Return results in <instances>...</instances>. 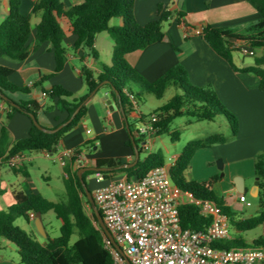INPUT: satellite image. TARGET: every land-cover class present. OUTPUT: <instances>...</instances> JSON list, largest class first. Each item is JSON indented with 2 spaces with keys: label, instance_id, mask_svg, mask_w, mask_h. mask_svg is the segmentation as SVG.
I'll list each match as a JSON object with an SVG mask.
<instances>
[{
  "label": "trees",
  "instance_id": "trees-1",
  "mask_svg": "<svg viewBox=\"0 0 264 264\" xmlns=\"http://www.w3.org/2000/svg\"><path fill=\"white\" fill-rule=\"evenodd\" d=\"M250 3L260 16L258 22L251 24L246 29H215L205 28L202 37L212 49L230 65L237 73H251L259 78L260 90L264 93V57L256 58L255 64L249 67H238L233 60V52L239 49L233 40L243 42L244 47L250 49L264 48V0H241ZM137 0H82V2L69 10H65L60 0H38L33 8L32 15L40 16L41 21L37 26V32L33 49L50 45V51L54 53L56 61L55 73L61 72L71 52L64 45L68 33L75 35L77 41L74 51L85 48L90 50L94 58H98L95 48L97 35L107 32L115 42L113 61L111 66L102 65V72L97 75L91 68L84 65L81 74L88 88V94L80 98L74 97L69 91L61 86L50 89L44 88L55 74L44 75L32 87H20L12 82L14 70L0 64V97L6 100L10 112L7 120L14 113L28 116L33 115L39 122L42 107L35 100L15 101L11 95L15 93L30 94L33 89L41 88L42 95L51 100H57L58 109L67 114L66 119L52 128L70 120L61 130L56 133H48L39 129L32 121L29 136L25 139L11 142L9 131L3 126L0 131V166L6 164L10 157L27 152H42L55 154L63 137L75 129L88 115L87 100L97 91L101 85L111 90L112 101L117 103L125 116L126 123L131 113H134V97L138 105L141 95L134 91V86H139L147 93L158 99L163 98L170 86L175 87L177 94L162 108L153 111L149 115H157L159 123L156 136L169 133L170 124L184 115H192L199 120L214 121L224 115L227 119L233 117L235 125L236 117L225 111L217 95L208 87H198L191 83L188 71L178 65L170 69L159 80L149 82L145 80L127 61L126 56L136 51L144 50L149 46L162 42L165 38L163 26L172 15L166 11L163 5L158 6L157 18L140 24L136 17ZM21 0H9V14L0 24V60L7 59L15 63H22L28 59L31 53L30 37L32 33L31 15H23L20 10ZM120 19L122 25H111L112 20ZM69 24V31L62 26L61 22ZM131 108L130 113L125 111V105ZM54 106L46 108L44 113L52 112ZM147 115V116H149ZM146 116V115H145ZM230 120V119H229ZM40 123V122H39ZM41 124V123H40ZM129 126V125H128ZM233 134H237V128L232 126ZM127 146L131 148L135 157L133 141L136 143L140 156L144 152L143 136H137L131 131ZM155 136V137H156ZM175 141L180 137L179 132L171 134ZM227 138L221 134L211 135L204 140L191 141L178 156L175 165L171 168L173 183L184 193H188L196 201L208 200L215 203L230 218L232 226L239 233L246 232L264 224V152L255 162V177L259 179L258 201L260 213L256 217L243 221H235L232 210L223 197L215 194V186L221 176L216 175L209 181L199 183L189 181L186 178L191 162L196 153L202 149L211 148L220 143H226ZM81 154V150H77ZM77 158L72 160L76 162ZM166 159L161 152L148 154L143 160L131 168H119L124 165L118 159L97 160L95 167L107 168L105 172L86 171L82 173V179L86 184V178L92 174L101 173L106 177L115 174H126L129 178L144 179L152 170L164 166ZM24 163L19 168H12L15 174L22 173ZM78 167L73 170L71 165L65 167L67 173L66 191L67 199L61 202H52L42 194L16 195V202L6 211H0V239L13 244L21 258V264H114L110 252L103 242L101 226L99 225L93 208L87 199ZM91 193V192H90ZM85 203L91 206L92 215L85 210ZM41 213L44 218L50 212H54L60 221V236L51 238L47 233V242L42 244L30 233L17 226L15 222L23 218L30 220V213ZM181 224L183 228L200 231L206 229L211 217L201 214V209L196 202L185 203L179 207ZM76 241L72 243L74 237ZM222 248H250L264 247V237L255 239L252 244H247L242 239L232 238L229 241L217 243Z\"/></svg>",
  "mask_w": 264,
  "mask_h": 264
},
{
  "label": "crops",
  "instance_id": "crops-1",
  "mask_svg": "<svg viewBox=\"0 0 264 264\" xmlns=\"http://www.w3.org/2000/svg\"><path fill=\"white\" fill-rule=\"evenodd\" d=\"M37 1L38 0H21L20 7L21 13L23 15H31L32 17L30 56L22 63H15L7 59L0 60V64L14 70L15 73L12 77V82L20 87H32L41 79L42 76L45 75L43 74L44 71L51 72L54 70L55 56L54 53L50 51L51 46L46 45L38 48L37 50L33 49L37 26L41 21L40 16L32 15L33 8ZM60 2L67 11L80 4L82 0H60ZM160 4L164 6L166 11L172 13L169 21L163 26V31L165 34L164 40L162 42L153 44L144 50L128 54L126 56L128 63L145 80L149 82H155L159 80L170 69L181 65L186 68L190 81L195 86H211L214 88L216 93H221L225 96H233V94L237 93V91L242 92V87H244L243 83L237 82L239 81L237 79H239V74L241 73L234 72L226 60L220 57L212 49V47L205 41L202 35H196L194 30L201 27L215 29H246L251 24L258 22L260 19V16L254 7L250 3L241 0H137L136 17L138 22L140 24H146L156 19L158 6ZM8 14L9 0H0V24L6 19ZM62 23H65L66 28L63 25L62 26L66 29V31H69V24L65 21H62L61 24ZM118 25H122L121 20H118L115 23V26ZM76 41L77 37L71 33H68L66 39L64 40L65 47L71 52L68 54V60L63 70H68L69 68L73 70V72H70V78L77 79L76 77H82L81 68L84 65L91 68L97 75L102 72V65H112L115 42L107 32L100 33L96 37L95 48L98 52L97 59L92 56L90 50L88 49L81 48L74 51L73 48ZM233 42L235 43L236 47L239 48L236 51H240L244 55H250L244 53V48L249 47H244L242 41L239 42L238 40H233ZM260 50L262 52L260 55H258V49H253L256 58L264 57V48H260ZM233 60L235 63L234 57ZM249 66L238 67L243 68ZM73 73L76 76H74ZM45 84L44 88H52L49 85L46 86ZM258 85L260 87L259 78ZM85 88V85L81 83V85L74 90V96L86 95ZM173 88L175 89V87ZM175 91L176 92L174 95L177 94L176 89ZM11 97L17 102L29 100H35L39 102L42 107V112L39 115V122L47 129L56 127L67 117L66 113H63L58 109L57 100L53 101L48 97L43 96L40 87L33 89L30 94L15 93L11 95ZM49 100H51L50 103H48ZM109 101L111 102L110 104H108ZM109 101L103 106V109L107 112V117L105 120L108 124L115 125L118 129V132L121 133V131H125L126 127L128 128L124 113L122 108L117 103L111 100ZM112 104L116 105V111ZM51 106H54L53 111L47 114L44 113V110ZM162 107L163 106L159 107L158 109ZM9 112L10 109L8 107L7 101L2 100L0 97V131L3 126H6L8 128L12 143L27 138L32 127L31 119L24 114L14 113L11 119L7 120V115ZM95 114L96 117L99 116L97 110ZM129 117H131V115ZM97 120L99 119L97 118ZM89 121H92V118L88 114L80 124L86 125L89 123ZM76 133L77 132H74L73 129L65 135L66 139L64 138L65 136L63 137L58 152L66 149L78 150L80 149V147H76L78 144H85L86 142L92 141V138L90 139L87 137L88 134H91L90 130H87V133L84 132L81 135ZM129 135L130 133L128 134L127 142L129 140ZM251 135L254 136V138L262 137L260 140H264V132L259 133V131H255ZM127 142H125L127 149H124V152L122 155H119V157H87L81 151L83 160L81 166H78L76 162L72 163V161H68L67 165H71L72 169L76 170L78 167H95L97 160L118 159L122 162L123 158L125 159L124 164H132L134 162V155L131 148L127 146ZM255 145L256 144L254 143V146ZM254 148H256L255 154L257 152L264 151V142L261 143L260 146L256 145ZM58 152L55 154L58 155ZM36 153L39 152L25 153L27 160L24 163L23 171H25L27 175L22 173L15 174L8 165L3 164L0 166V211H6L8 208L14 205L16 202V195L19 193L25 195H35L39 193L33 182L31 174V168L33 167V164L37 158V156L33 155ZM43 154L46 156L45 153ZM226 160L229 164V159ZM226 160L225 163L227 162ZM6 167H8V169L12 172L14 179L10 178L8 172H4V168ZM229 167H231V165H229ZM124 176L126 175H123V177ZM244 188L246 189V181H244ZM229 191L232 193L228 195L227 200L225 197H223L227 203V206H229L233 212H237L239 210L242 211L244 206L239 203V199L243 193L238 192L235 183L232 189H228V192ZM252 195L256 197L253 190ZM36 220L37 214L35 219L30 218L29 221L25 220L28 226L31 227L32 231L36 230ZM42 224L44 227L45 221L43 217ZM32 231L31 233H33ZM4 241L5 240L0 239V250H3L7 244V247H15L13 244Z\"/></svg>",
  "mask_w": 264,
  "mask_h": 264
},
{
  "label": "rangeland",
  "instance_id": "rangeland-1",
  "mask_svg": "<svg viewBox=\"0 0 264 264\" xmlns=\"http://www.w3.org/2000/svg\"><path fill=\"white\" fill-rule=\"evenodd\" d=\"M118 20L120 19H114L111 25L115 26ZM62 25L65 27V23H62ZM250 50L253 51V49ZM261 52L262 51L258 49V55H260ZM233 57L238 66H253L255 64L256 55H244L242 52L236 51L233 53ZM55 71L56 62L54 59V70L51 72H43L45 75L55 74L46 82V86H61L74 96V90L83 83L86 87L85 93L88 94V88L83 77H76L77 79L70 78V72H73L71 68L62 70L57 74ZM74 76L76 75L74 74ZM239 76V79H237L239 81L237 82H242L244 87H242V92L236 90L237 93L233 94V96H225L224 94L216 93L213 87H209L221 101L224 110L236 117L238 122L237 126L235 125L234 118L231 116L229 120L226 116L221 115L214 121L199 120L192 115L177 117L170 124L169 133L153 137L149 149L144 150L140 156V159L143 160L150 153L161 152L166 159V164H170L181 155L191 141L204 140L216 134H221L226 137V143L216 144L211 148L202 149L196 153L186 173V178L189 181L193 180L203 183L209 181L216 175L221 176L220 181L215 186V194L219 198L225 197L226 200L228 195L232 193L230 191L228 192V189L233 188L236 178H242L246 181L247 192L239 199V203L243 205L244 208L242 211L232 212L235 221H243L248 218L256 217L260 213L258 198L252 195V190L256 181L255 162L257 157L264 152L260 151L255 154L256 148L254 147L256 145L260 146L264 140H260L262 137L254 138V136L251 135L255 131H259V133L264 132V93L260 90L258 78L254 74L241 73ZM133 89L141 95L138 100V108L134 107V113L141 111V113H146L145 115H149L159 107L166 105L176 92L173 87H170L163 98L158 99L148 94L139 86H134ZM110 93L111 90L108 87L101 85L94 95L91 94L88 98L89 101L87 100V107L89 110L88 114L92 118V121H89L86 125L80 124L74 129V132H77L76 134L79 135L84 132L87 133V130L91 131V134H88L87 137L90 139L92 138V141L76 146L80 147V150L87 157L98 156L102 158H116L122 155L124 149H127L125 142H127L129 134L128 128L126 127L125 131L119 133L115 125H110L105 120L107 112L103 109V106L107 104L109 100L112 101ZM74 97L80 98L81 96L77 95ZM50 102L51 100L48 101V103ZM112 106L116 111V105L112 104ZM96 110L99 114V116L97 115L98 117H96L95 114ZM125 111L127 113L131 111V108L127 104L125 105ZM97 118L99 120H97ZM137 120L138 119L132 116L128 118L127 115V122L133 133ZM231 125L237 128L236 135L233 134ZM174 132H179L180 134V137L175 141H173L171 137V134ZM64 138L66 139V136ZM254 143L256 144L255 146ZM140 145L142 146V144ZM33 156H37V158L31 168V174L38 192L49 201H65L67 199L65 185L67 173L65 168L62 167L58 161L57 155L53 154V156L47 158L42 152H39ZM226 159H229V164ZM220 160L223 161V164L225 160L227 161L223 170H220L218 167V162ZM122 163H125L124 158L122 159ZM229 165H231V167H229ZM4 172H8L10 178L14 179V175L8 167L4 168ZM96 175L97 174H92L86 178V185L92 195H94L96 190L102 185L98 182ZM123 175L118 173L115 174L113 178H120L123 177ZM184 199L186 202L191 201L189 197H185ZM248 203H250V206H248ZM85 210L90 216L92 215L91 206L86 203ZM44 221L46 233L51 238L59 237L61 223L56 218L55 213L50 212L44 217ZM15 224L27 230L42 244L47 242V237L41 234L37 227L35 231H32L31 227L28 226L24 219H18ZM31 231L33 233H31ZM230 232L231 238L242 239L247 244H252L253 240L264 237V224L253 230L241 233L237 232L231 224ZM76 239L77 237L75 236L72 243L75 242ZM7 245L3 250H0V264H21V258L17 249L13 246L7 247Z\"/></svg>",
  "mask_w": 264,
  "mask_h": 264
},
{
  "label": "built area",
  "instance_id": "built-area-1",
  "mask_svg": "<svg viewBox=\"0 0 264 264\" xmlns=\"http://www.w3.org/2000/svg\"><path fill=\"white\" fill-rule=\"evenodd\" d=\"M204 31L205 27H201L194 33L202 35ZM243 51L254 55L250 48ZM131 100L138 108L133 96ZM131 116L138 119L134 132L145 138L142 146L148 150L158 132L159 118L157 115L145 116L141 111L131 113ZM57 158L62 167L74 158H77L78 166L83 162L82 154L78 155L77 150L60 151ZM26 160L25 154H18L10 157L6 164L19 168ZM176 160L155 168L142 180L96 175L102 185L93 197L110 234L101 228L103 242L114 264H264V247L226 249L216 246L232 239L230 218L215 203L196 201L173 183L171 168ZM185 197L191 201L186 202ZM192 202L199 205L203 216L212 218L204 230L182 227L179 207ZM35 217L36 214L31 212L30 218Z\"/></svg>",
  "mask_w": 264,
  "mask_h": 264
},
{
  "label": "water",
  "instance_id": "water-1",
  "mask_svg": "<svg viewBox=\"0 0 264 264\" xmlns=\"http://www.w3.org/2000/svg\"><path fill=\"white\" fill-rule=\"evenodd\" d=\"M94 94L95 93H93L92 95H94ZM110 103L111 102L109 101L108 104H110ZM30 117L33 120V123L39 129L43 130L44 132H48V133H56L57 131L61 130L67 123L70 122V120H69L68 122H66L64 124H61L60 126H58L55 129H47V128L43 127L33 115H30ZM128 131L130 133L129 126H128ZM132 141H133V148H134V152H135V160H134V162L132 164H124V165H122L119 168H131V167H134L138 163V161L140 159V153H139L138 147H137L136 143L134 142L133 138H132ZM218 167H219L220 170H223L224 164H223L222 160H220L218 162ZM107 170H108L107 168L89 167V168L81 169L78 174H79V177L81 179V183L83 185L84 191H85V193L87 195V199H88V201L90 202V204H91V206L93 208V212L95 214V217H96L99 225L110 236L109 232L105 228L102 215H101V213H100V211H99V209H98V207H97V205L95 203L94 197L90 193V191L88 190L87 185L85 184V182L82 179V173H84L86 171L105 172ZM235 185H236L237 190H238L239 193H243L244 194L245 192H247L246 189L244 188V180L242 178H236ZM259 185H260V181H259L258 178H256L255 186H254V189H253V192H254L256 197H258V194H259ZM36 227L39 230V232H41V234L46 236V232H45L43 224H42V214L41 213L37 214Z\"/></svg>",
  "mask_w": 264,
  "mask_h": 264
}]
</instances>
